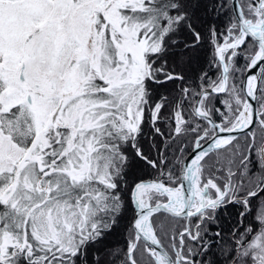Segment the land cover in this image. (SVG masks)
Returning <instances> with one entry per match:
<instances>
[{"label":"snow or ice","instance_id":"6c2138e0","mask_svg":"<svg viewBox=\"0 0 264 264\" xmlns=\"http://www.w3.org/2000/svg\"><path fill=\"white\" fill-rule=\"evenodd\" d=\"M0 264H264V0H0Z\"/></svg>","mask_w":264,"mask_h":264}]
</instances>
